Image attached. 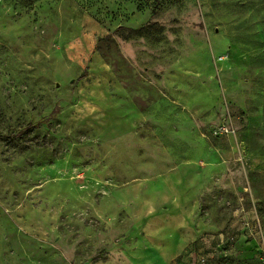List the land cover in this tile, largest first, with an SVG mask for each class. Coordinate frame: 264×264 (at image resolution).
Here are the masks:
<instances>
[{
    "label": "rangeland",
    "instance_id": "1",
    "mask_svg": "<svg viewBox=\"0 0 264 264\" xmlns=\"http://www.w3.org/2000/svg\"><path fill=\"white\" fill-rule=\"evenodd\" d=\"M0 264H264V0H0Z\"/></svg>",
    "mask_w": 264,
    "mask_h": 264
}]
</instances>
